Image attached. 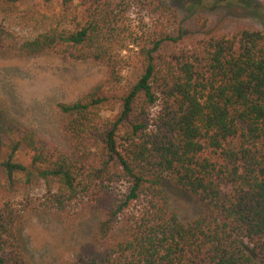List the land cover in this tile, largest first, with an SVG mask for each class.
I'll list each match as a JSON object with an SVG mask.
<instances>
[{
    "label": "trees",
    "instance_id": "obj_1",
    "mask_svg": "<svg viewBox=\"0 0 264 264\" xmlns=\"http://www.w3.org/2000/svg\"><path fill=\"white\" fill-rule=\"evenodd\" d=\"M75 1L61 0L64 10ZM78 1L85 21L75 29L57 21L19 39L0 23V49L12 55L109 68L105 84L58 104L62 146L0 95V264H41L25 237L32 212L17 206L22 185L41 187L57 214L83 202V217L101 218L60 264H264V30L204 21L186 34L166 0ZM168 184L204 213L182 219Z\"/></svg>",
    "mask_w": 264,
    "mask_h": 264
},
{
    "label": "rangeland",
    "instance_id": "obj_2",
    "mask_svg": "<svg viewBox=\"0 0 264 264\" xmlns=\"http://www.w3.org/2000/svg\"><path fill=\"white\" fill-rule=\"evenodd\" d=\"M166 1L179 10L186 34L198 31L204 21L211 30L237 26L264 30V0ZM57 21L69 29L83 24L85 13L79 1L68 11L64 10L61 0H23L13 4L0 1V23L19 39L33 38ZM108 76L109 68L101 62L73 60L47 52L19 57L0 49V95L21 123L61 146L65 145L66 138L58 104L74 101L105 84ZM29 156V150L23 147L18 159L27 161ZM168 198L171 208L182 219L204 213L197 196L174 184H168ZM17 203L32 212L28 214L25 237L31 255L41 264H60L73 257L100 225L99 216L89 213L83 217V212L89 210L83 202L64 213H55L46 207L45 191L39 186H20Z\"/></svg>",
    "mask_w": 264,
    "mask_h": 264
}]
</instances>
